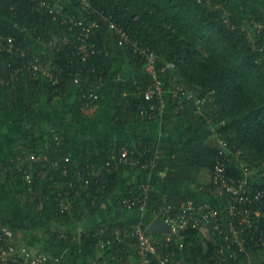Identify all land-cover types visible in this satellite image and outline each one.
<instances>
[{"label": "trees", "instance_id": "16d2710c", "mask_svg": "<svg viewBox=\"0 0 264 264\" xmlns=\"http://www.w3.org/2000/svg\"><path fill=\"white\" fill-rule=\"evenodd\" d=\"M41 1L0 0V35L14 38L13 52L9 53L7 50L8 41L2 44L4 47L0 54V66L7 67L8 71L3 75L7 83L0 90L4 92L8 110L21 116L28 114L38 117L44 94H47L49 104L63 98L66 88L74 85V73L78 68L75 62L71 63L72 55L76 53L74 49H77L75 44H64L61 40L66 37L77 39L83 26L70 27V23L62 24L64 15L72 13L71 6L65 4L62 7L55 1L48 0L52 6L56 5L54 12L50 13L41 6ZM71 1L76 2V5H72L74 12L84 20L85 27L94 21L99 22V27L93 29L94 34L90 35L88 41L95 45L96 54L82 50L88 57L86 69L103 73L104 80L107 81L116 66L118 59L113 55L119 48L114 40L113 30L102 20L104 16V19L110 20L129 34L140 47H149L158 55L157 69L168 84L171 82L168 86L185 85L187 89L195 90L200 97L212 92L207 118L196 114V106L190 101L186 102L185 110L179 115L174 114L172 109L166 114L168 121L173 120L181 125L203 121L209 127L204 140L192 138L181 143L173 140L159 143L138 137L128 142L87 141L82 144L77 159L74 160L71 158L70 139L67 135L56 132L50 139H38L36 131L28 128V145L20 146L9 158L0 161V167H14L12 172L0 170V179L4 178L8 184L21 189L18 197L23 205L39 213L35 221L8 220L0 215V227L9 226L18 241L22 239L20 242L30 246L32 244L27 242L28 232L34 235L40 230L47 242L60 250H70L76 244L89 247L90 251L87 253L73 252L79 259L88 260L98 253L100 262L121 264L128 258L129 246H135L134 240L124 244H107L104 248L98 245L111 240L115 229L130 227L137 220L114 224L103 222L76 236L53 232L52 225H74L83 221L88 214L98 211L105 201L112 198L126 171H150L121 166L106 173L98 183L87 188L84 186L86 172L77 177L78 171H82L87 165H101L124 148L132 151L148 147L154 151L160 147L162 155L155 173H165L164 182L177 188L185 185L200 188L202 185L198 181L201 174L214 169L220 151V139L228 143L230 151L240 153L241 160L250 168L261 165L264 162V10L244 5L245 18L253 26H262L261 33L252 39L250 31L244 28L245 19H239L231 8V0H211V8L198 0H88L92 6L91 13L82 12L79 0ZM224 11L229 12L235 28L225 23ZM32 41L48 44L46 54L40 56L50 58L53 65L62 69V72H57L58 85H49L43 77H36L29 72H16L36 56ZM50 43L53 45L50 46ZM126 51L131 65L142 72L144 64L140 62V55L129 46ZM162 69L165 71L162 72ZM149 83L150 78L142 73L127 79L121 85L114 117L118 126L138 125L155 120L144 117L140 111L156 102L147 101L144 97ZM78 87L80 93L72 107L71 119L79 124L92 116L93 111L101 105L103 96L92 107H88L86 100L82 98L87 85L83 81ZM160 113L156 111L157 116ZM32 155L39 157V160H27ZM19 157L26 160V163L19 164ZM68 157L71 158L70 162L65 161ZM55 163L58 164L57 167ZM65 165L69 168L68 176L62 175ZM228 169L230 173L239 175V168L233 162ZM26 170L34 175L31 190L24 180ZM44 172L46 175L42 178ZM71 182L76 184L75 188L70 187ZM139 187L140 185L127 187L117 201L118 207L124 208L122 200L131 196ZM60 193L69 199L70 209L61 210ZM150 198V216H153L154 210L166 204L165 200L179 203L186 200L173 195L165 198L155 192H152ZM218 204L221 206L218 208L220 214L225 216V204L220 200ZM106 227L110 229L101 236L100 230ZM153 235L161 238L159 234ZM184 236L185 248L178 252L179 259L183 258L186 264H218L211 260L215 244L205 239L198 229H189ZM258 236L259 232L256 233V237ZM40 248L39 250L48 253ZM50 256L51 263L66 264L62 259ZM235 264H264V249L255 243L250 245L248 253L240 255Z\"/></svg>", "mask_w": 264, "mask_h": 264}, {"label": "built area", "instance_id": "2783aa9c", "mask_svg": "<svg viewBox=\"0 0 264 264\" xmlns=\"http://www.w3.org/2000/svg\"><path fill=\"white\" fill-rule=\"evenodd\" d=\"M79 1L82 12L91 13V3L88 0ZM198 2L208 8L212 7L211 0H198ZM41 6L50 13H53L54 7H56L55 4L52 6L48 0H42ZM223 16L225 23L231 26L233 23L229 12L224 11ZM102 20L106 21L110 29L113 30L117 47L124 50H127L128 46L132 47L133 51L140 55V62L144 64V74L150 78V83L144 91V97L147 101H156L140 110L144 117L155 118L156 111L161 113H167L170 109L174 112L180 111L188 101L195 104L199 116L207 115L206 109L210 105L212 92L200 97L195 90L187 89L185 85L168 86L171 82L168 84L157 69L158 55L149 47H140L129 34L110 20L104 19V16ZM65 23H70V27L83 26V31L77 39L71 40L66 37L61 41L64 44L74 43L77 48L74 49L76 53L72 55L71 60V63L75 62L78 65L73 83L77 86H80L83 81L86 83L87 89L82 98L84 101L86 100V105L91 107L93 103L102 98L105 80L103 73H98L95 69H86L85 64L88 57L83 54L82 50L85 49L92 55L96 54L95 45L89 44L88 41L93 29L99 27V22L94 21L85 27L84 20L71 13L62 18V24ZM231 27L235 28L234 25ZM256 27L260 30L262 28L257 24ZM6 41L9 42L8 52H13L14 38H5L0 35V54L4 47L2 44ZM52 45L50 43V46ZM106 47L105 45V49ZM43 56L36 54L29 63L21 66L16 72H29L36 77H43L48 84L58 85L57 72H62V69L53 65L50 58ZM7 71V67L0 66V88L7 83L3 77ZM161 71L164 72L165 69ZM55 139L59 140V137L55 136ZM219 146L220 151L214 166L211 186L206 189L207 194L212 197V203H197L194 200H185L179 205L166 203L152 213L153 218H161L164 225L169 228V232L160 233L161 238L152 234L148 224L142 218L130 227L115 229L111 240H108L107 243L100 242L101 244L98 246L104 248L107 244H124L134 240L137 247L138 264H181L178 252H182L185 248L184 233L189 229H198L205 239L215 244L211 260L218 264L237 263L240 255L248 253L249 246L254 243L261 245L264 249V227H262L264 224V162L250 168L241 160L240 153L236 154L230 151L225 140L220 139ZM161 155L160 147L154 151L148 147L133 151L124 148L119 154H113L101 165H87L82 171H78L77 177H81L86 172L87 178L84 179V186L87 188L92 183H98V180L106 173L113 169H119L121 166L128 165L155 173ZM27 160L34 162L39 160V157L32 155ZM65 161L70 162L71 158L68 157ZM232 162L238 166L239 175L229 172V164ZM20 163L24 164L26 160L19 159ZM55 166L57 167L58 164L55 163ZM5 170L13 171L10 167ZM62 175H69V168L66 165L62 170ZM33 176L31 171H24V180L30 186V190L34 183ZM70 187L75 188L76 184L71 182ZM152 192V186L143 185L131 196L124 198L122 205L128 211L137 210L143 215H148ZM60 196H62L60 198L61 210L70 209L69 199L61 193ZM219 200L225 204L223 206L226 211L225 216L221 215L218 210L221 208L218 204ZM109 229V227L102 228L100 235L104 236ZM257 232H259L258 237H256ZM51 259L48 253L18 241L15 232L9 226L0 227V264H58L51 263Z\"/></svg>", "mask_w": 264, "mask_h": 264}, {"label": "crops", "instance_id": "0c3cea01", "mask_svg": "<svg viewBox=\"0 0 264 264\" xmlns=\"http://www.w3.org/2000/svg\"><path fill=\"white\" fill-rule=\"evenodd\" d=\"M53 1L62 7L66 4L65 0ZM66 5L71 6L72 13L76 14L72 4L68 3ZM244 5H252L264 10V0H231L230 6L235 11L238 18L245 19L243 24L248 20L245 18L243 10ZM32 47L35 50L34 52L40 55L46 54V49L48 48L46 43H36L35 41H32ZM126 52V50L119 48L116 53H114V58L118 60L110 74V78L105 81L106 83L102 92L103 99L101 105L93 111L92 116L88 120L79 124L74 123L71 119L72 107L80 93V89L77 85L68 86L66 88V95L58 101H53L51 104H49L47 94H44L39 105L40 111L38 117H33L28 114L21 116L11 113L7 108L4 92L0 90V161L9 158L18 148H20V146L28 145V128H33L36 131L38 139H50L56 132H62L67 135L70 139L69 150L71 151V158L74 160L77 159L82 144L87 141L110 140L128 142L138 137L151 139L159 143L169 140L181 143L187 142L192 138L204 140L208 135L209 127L203 121L181 125L173 120L168 121L166 119L167 113L164 112L160 113L158 116L156 115L155 118H152L155 119L154 121L138 125L118 126L114 122V117L117 112V100L121 93V85L127 79L144 73V69L141 72L131 65L129 56ZM45 87L47 86H44V88ZM185 107L186 103L182 110H176L174 114L179 115L180 112L185 110ZM208 110L206 109L207 115ZM207 115L205 118H207ZM186 135H188V137ZM20 158L22 157H19V159ZM7 167L14 170L12 165L6 166L5 168ZM5 168L0 167V170H5ZM7 171L9 170H5V172ZM165 175L166 174L158 175L153 172L142 173L139 171H126L112 198L105 201L98 211L88 214L83 221L74 225L67 226L53 224L52 231L76 236L103 222L114 224L124 221L139 220L142 218L150 228L157 218H153L150 215H143L137 210L130 211L129 216H125L126 214L123 210L126 211V209L119 208L117 205V201L121 198L124 190L131 185H140V187L143 185H150L152 186L153 192L160 193L165 198H168V195H173L180 196L186 200H194L197 203H212V197L207 194L206 189L211 186L213 171H207L201 174L199 178L200 181H198L199 184L202 185L200 188L193 185H185L177 188L176 186L164 182L163 178ZM3 179L4 178H2V180L0 179V215L8 220H37L39 217L38 211H32L26 208L23 205L22 200L19 199L18 193H20L21 189L8 184ZM164 202L175 205L180 204L179 202L167 200ZM134 211L138 212L137 216H132ZM40 232L41 231L39 230L34 233V235L28 232L27 242L32 244V246H35L37 249L40 247L43 248L56 259H62L66 264H106L98 260L100 255L98 253L97 255L93 254V257L88 260L85 258L79 259L73 254L75 251L79 253L89 252L90 248L85 245L76 244L71 246L70 250H60L47 242L43 232ZM151 232L159 235L160 233H163L161 231ZM20 240L22 241V239H19V241ZM129 247L128 258L125 260V263L121 264H138L136 243L135 246ZM180 259L181 264H186L183 258Z\"/></svg>", "mask_w": 264, "mask_h": 264}, {"label": "rangeland", "instance_id": "374dc122", "mask_svg": "<svg viewBox=\"0 0 264 264\" xmlns=\"http://www.w3.org/2000/svg\"><path fill=\"white\" fill-rule=\"evenodd\" d=\"M51 1H53V0H51ZM65 1H66V0H65ZM68 3H69V4H72V5H76V2H72L71 0H67V1H66V4H68ZM244 27H245V29H247V30L250 31V36H251L252 39H255V37H256L255 35H256V34H260V33H261V32H260V29L257 28L256 25L253 26V23L250 22V21H248V20H247L246 23L244 24ZM209 108H210V107H208V109H209ZM208 109H207V110H208ZM208 115H209V110H208ZM45 175H46V173L44 172V173L42 174V178L45 177ZM123 211H124L125 214H126L125 216H129V214H130L129 212H130V211H127V210H126V211L123 210ZM124 212H123V214H124ZM137 215H138V212H137V211H134V213H132V216H137ZM40 233H41V232H40Z\"/></svg>", "mask_w": 264, "mask_h": 264}, {"label": "water", "instance_id": "95a60500", "mask_svg": "<svg viewBox=\"0 0 264 264\" xmlns=\"http://www.w3.org/2000/svg\"><path fill=\"white\" fill-rule=\"evenodd\" d=\"M172 66V65H171ZM150 231H161V232H169V228L164 225L161 218H157L156 221L149 228Z\"/></svg>", "mask_w": 264, "mask_h": 264}]
</instances>
